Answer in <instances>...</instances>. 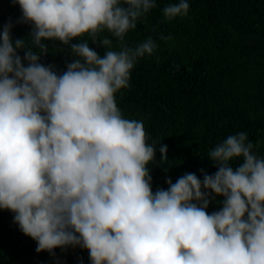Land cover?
Returning <instances> with one entry per match:
<instances>
[{
	"label": "clouds",
	"instance_id": "clouds-1",
	"mask_svg": "<svg viewBox=\"0 0 264 264\" xmlns=\"http://www.w3.org/2000/svg\"><path fill=\"white\" fill-rule=\"evenodd\" d=\"M13 3L32 30L15 40L11 21L0 30V210L13 214L36 252L79 247L90 264H264V157L247 133L208 152L213 174L166 178L167 188L153 191L155 142L117 105L137 61L157 52L151 37L124 44L156 0ZM188 11V0L169 4L163 22ZM104 32L119 50L98 39ZM84 36L96 47L80 42ZM44 41L70 46L63 72L41 62ZM167 151L159 145L161 161ZM216 197L219 210L209 213Z\"/></svg>",
	"mask_w": 264,
	"mask_h": 264
},
{
	"label": "trees",
	"instance_id": "trees-1",
	"mask_svg": "<svg viewBox=\"0 0 264 264\" xmlns=\"http://www.w3.org/2000/svg\"><path fill=\"white\" fill-rule=\"evenodd\" d=\"M178 2L156 0L146 20L125 35L126 46L151 37L158 48L152 57L137 61L129 88L116 95L122 115L142 120L148 143L157 147L155 164L149 165L153 191L166 189V178L175 183L185 173L201 179V170L213 174L208 152L230 135L247 133L257 155L264 157V0H188L187 16L163 22V8ZM20 18L19 5L0 0V30L11 21L13 40L28 37L32 30ZM161 35L173 39L163 41ZM105 36L119 50L117 38L109 33L98 39ZM79 40L96 47L88 36ZM25 42L39 51L30 38ZM44 43L48 55L41 62L63 72L71 60L70 46ZM95 50L100 55L106 51ZM160 144L167 146L166 161H161ZM221 200L214 198L207 211L219 210ZM36 246L13 222V214L0 210V264H90L82 248H57L50 255L37 253Z\"/></svg>",
	"mask_w": 264,
	"mask_h": 264
}]
</instances>
